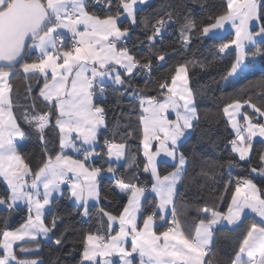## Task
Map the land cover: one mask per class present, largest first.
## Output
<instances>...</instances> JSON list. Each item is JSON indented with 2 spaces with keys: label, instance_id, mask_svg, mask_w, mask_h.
Masks as SVG:
<instances>
[{
  "label": "snow or ice",
  "instance_id": "1",
  "mask_svg": "<svg viewBox=\"0 0 264 264\" xmlns=\"http://www.w3.org/2000/svg\"><path fill=\"white\" fill-rule=\"evenodd\" d=\"M146 2L103 0L104 8L111 11L115 7L117 11L115 15L101 18L88 11L87 0H0V177L10 193L6 198H0V205L6 204L11 210L18 201H24L29 213L27 220L15 231L5 227L0 233V249L3 250L0 264H13V261L16 264H38L36 260L18 261L13 244L26 237L35 240L37 235H47L56 227L55 219L51 227H47L42 217L45 207L53 199V193L59 192L63 183L70 184L71 196L79 202L84 217L89 215V200L98 201L101 198L98 178H103V169L85 166L89 158H99L101 155L95 151L97 135L101 127L106 126L105 108L94 103V95L97 92L103 94L108 83L119 89L124 88L126 78L130 80L137 75L151 77L162 66L160 62H166L170 55L160 52L154 64L150 55L138 59L127 46L131 39L130 30L137 24V5ZM96 4L100 6L101 0H96ZM122 18L129 22L127 27H121ZM172 19L171 12L156 19L151 26V34L139 43H147L151 53L158 41L163 43L164 32L171 26ZM207 19V24L198 27L190 15H185L180 30L181 44L185 48L190 45L193 31L214 38L217 30L230 22L235 29V39L222 43L219 52L227 54L226 50L235 45L236 55L227 72L228 76L239 74L243 71L246 46L250 43L255 45V37H264V0H227L223 13L209 15ZM142 22L148 24L146 18ZM255 27L259 28L258 32L251 30ZM69 33L72 43L66 47L63 37ZM120 44L123 46L118 47ZM33 49L38 50V59L31 63H20ZM257 54H260L259 48L253 53ZM18 64L26 74L43 75L44 84L38 98L51 105L48 112H25L23 123L29 126L28 130L21 127L13 112L9 95L11 85L7 82L11 69ZM171 71L170 76H164L158 82L159 99L136 92L129 94L141 109L139 122L142 125L143 156L146 158L144 172L151 173V192L159 199L157 211L145 216L142 199L146 201L147 189L126 183L123 177L117 178L115 187L128 194L127 203L119 215H112L102 208L99 210L102 216L108 217L109 234L87 233L79 264H114L113 256L119 257L118 264H134L137 256L139 264H205V257L214 241L215 226L222 222L236 224L246 212L259 217L260 225L253 223L250 226L229 264H264V193L251 180L237 181L226 213L207 207L199 209L205 218L195 224L194 232L186 233L178 219V184L182 183L186 172V157L178 149L181 138L194 128L198 116L195 94L189 86L187 63L178 64ZM260 86L264 87V79ZM243 104H248L260 117H264V109L252 103L251 99L243 103L233 100L223 108L236 134V138L230 141L232 152L238 154L239 160L246 161L250 160L254 138L264 137V123H254L253 117L247 113L243 114V123H240L237 114ZM31 107L35 113V104ZM170 110L175 113V119L168 118ZM53 115L56 117L54 122ZM49 127L58 130L60 152L54 160L48 157L34 173L29 185L26 177L31 169L17 150L16 138H24L34 130L46 145L44 132ZM127 135L131 136L132 133ZM77 141L80 142L79 146ZM153 141L157 142L155 151L151 150ZM104 146L108 158L121 160L126 157V141L105 140ZM65 149L83 153L84 159L76 160L64 155ZM161 153L179 160L175 170L164 176L157 169V157ZM128 160L131 168L135 165L136 156L132 155ZM259 160L264 164V153ZM116 171L112 167L107 169L113 175ZM251 171L256 172V169ZM169 206L172 214L170 222L163 215ZM138 216L142 218L143 227L138 224ZM156 216L169 223L165 231L157 233L154 230ZM116 221L119 230L112 235L111 232L115 230L113 222ZM128 237L131 238L130 250L125 247ZM55 243L59 245L61 240L57 239Z\"/></svg>",
  "mask_w": 264,
  "mask_h": 264
},
{
  "label": "trees",
  "instance_id": "2",
  "mask_svg": "<svg viewBox=\"0 0 264 264\" xmlns=\"http://www.w3.org/2000/svg\"><path fill=\"white\" fill-rule=\"evenodd\" d=\"M226 3L227 0H147L137 8V24L130 30L131 39L127 42V46L138 59L150 55L154 64L157 63L156 55L160 52L169 53V58L166 62H160L162 66L151 77L137 75L130 80L126 78L124 88L119 89L115 85L105 86L106 90L98 101V104L105 108L106 125L98 132V143L101 144L104 140L126 141L128 148L126 157L121 163H116L107 158V149L99 146L97 153L101 155L99 158H94L93 166L102 168L103 171L112 167L117 170L115 178L123 177L126 183L145 185L149 188L153 181L149 173L144 172L146 161L142 156V128L139 122L141 109L129 94L136 92L159 99L157 85L160 79L170 76L171 70L178 64L187 63L189 86L195 94L198 121L194 122V128L188 132L178 149L186 157V172L182 183L178 186L176 210L186 233L194 232L195 224L205 218L199 209L204 207L218 211L227 209L236 187V180L251 179L260 189L264 188V175L261 174L263 164L259 160V156L264 153V143L256 140L250 153V160H239V157L232 152L230 141L234 139V134L223 113L224 106L233 100H240L243 103L251 99L252 103L264 109V87L260 86L264 79V39L249 47L246 52L249 57L258 56L260 67L236 80L229 79L227 72L235 58V50H227V54L219 52V46L231 40V33L223 37L209 38L193 31L187 48L180 42V30L185 15H190L197 26L202 27L209 22L207 19L209 15L223 13ZM87 4L88 11L100 17L115 15L117 11L112 7L111 11L105 12L93 8L88 1ZM166 12L172 13L171 26L164 32L163 43L158 41L156 49L150 53L147 43L140 44L139 41L145 40L146 35L151 34L152 24ZM144 18L148 20L147 25L142 22ZM128 23L127 19H123L121 27H127ZM257 48L260 49V54L253 55ZM36 59L38 55L29 52L25 60L20 63H30ZM9 84L13 112L21 127L28 130L29 126L23 123L25 112L36 114L48 112L51 108L50 104H45L41 98H38L44 78L41 74H25L18 64L11 69ZM127 87L128 90L124 92ZM122 92L125 94L121 95ZM33 103L35 113L31 107ZM246 105L243 112L253 117V121L263 123L264 117L257 116L254 110ZM55 118L53 115V122ZM129 132L132 133L131 136L127 135ZM44 136L46 145L34 130L24 137L22 144L17 145L19 154L31 169L27 177L30 181L34 179V173L48 157L53 158L60 151L57 129L47 128ZM132 155L136 156V162L130 168L128 157ZM253 168L256 172L251 171ZM157 169L163 176L173 171L174 166L161 161ZM102 177L99 178L101 198L98 204L89 207L88 218L81 215L82 207L71 202L66 195L56 198L44 217V224L47 227H51L53 219L56 221V227L52 229L50 238L16 245L14 253L17 258H31L37 260L38 264H79L85 235L89 232L102 235L109 231L107 216H102L99 210L102 208L112 215H119L127 202L128 194L120 192L115 187V178L107 175ZM8 194L7 185L0 179V198H6ZM146 197L142 205L145 216L154 213L156 209V199L150 194ZM24 216L22 209L16 212L0 208V233L5 227L9 229L17 225ZM253 223L259 222L254 216L247 215L236 226L215 227L214 241L211 251L205 257V264L209 262L229 264ZM138 224H142L141 217ZM161 228L162 225L156 227L157 231ZM57 239L61 240V244L55 243ZM22 249H27L28 253H24Z\"/></svg>",
  "mask_w": 264,
  "mask_h": 264
},
{
  "label": "crops",
  "instance_id": "3",
  "mask_svg": "<svg viewBox=\"0 0 264 264\" xmlns=\"http://www.w3.org/2000/svg\"><path fill=\"white\" fill-rule=\"evenodd\" d=\"M142 4H138L137 5V8H139L140 6H141ZM92 14V13H91ZM101 18H104V17H101ZM124 18H122V20H123ZM134 27V26H133ZM81 30H82V28H81ZM253 32H258L259 31V28L258 27H256V28H252L251 29ZM227 33H231L232 34V38H231V40H233V39H235V29L231 26V23L230 22H228V23H226L225 24V27L224 28H222V29H219V30H217V34H216V36H218V37H223V36H225ZM68 35H70L71 36V34L69 33ZM264 39V37H260V36H257V37H255V40H256V43L258 42V41H261V40H263ZM255 43V44H256ZM67 46H69L68 44H66V47ZM123 46V44H120V45H118V47H122ZM251 46H254L253 44H248L247 46H246V48H245V52H247V49L249 48V47H251ZM230 49H234L235 50V45H231L230 46ZM227 51V50H226ZM29 52L30 53H33V54H36V55H38V57H39V52H38V50H29ZM235 55H236V51H235ZM31 63V62H30ZM243 71H240L239 72V74H236V75H233V76H228V78L229 79H238V78H240V77H242V76H245V75H248V74H250V73H252L253 71H255L256 69H258V67H260V61H259V59H258V56H250L249 57V55H247V53H246V56H245V59H244V63H243ZM5 70L6 71H8L9 69H7V68H5ZM23 70V69H22ZM24 72V71H23ZM26 74V73H25ZM10 75H11V71H10ZM42 75V74H41ZM43 76V75H42ZM9 78H10V76L8 77V83H9ZM51 79V77L49 76V80ZM107 85H112V84H110V83H108ZM247 105L246 104H243V107L241 108V110H240V113H238L237 114V120L240 122V123H243V114H244V112H243V108L244 107H246ZM258 116V115H257ZM260 117V116H259ZM168 118L169 119H175V113L174 112H171V110H170V112H169V115H168ZM226 118H227V120H228V117L226 116ZM195 122V121H194ZM228 122H229V120H228ZM254 123H255V121H253ZM263 122H264V119H263ZM229 125H230V127H231V129H232V131H233V134H234V139L236 138V134H235V130L232 128V126H231V123L229 122ZM104 126H102L101 128H103ZM141 128H142V125H141ZM190 131V130H189ZM188 133H186V135H187ZM73 136H75V133H73ZM186 137V136H185ZM185 137H183V138H181V142L185 139ZM17 139V145H20V144H22L23 142H24V138H20V137H17L16 138ZM256 140H261V141H264V137H255L254 138V142L256 141ZM79 141H77V144H78V146H79ZM97 143V145H98V141L96 142ZM153 143V147H152V151H155V146H156V141H153L152 142ZM96 148H97V146H96ZM96 148H95V150H96ZM231 148H232V145H231ZM60 152V151H59ZM96 152H97V150H96ZM179 152V151H178ZM64 155H67V156H70V157H72V159H76V160H82L80 157H78L77 155H76V152H74L72 149H65L64 150ZM237 156H238V154H236ZM142 156H143V145H142ZM239 157V156H238ZM108 158V157H107ZM143 158L145 159V161H146V158L143 156ZM53 160L55 159V157H53L52 158ZM110 161H114V162H116V163H121L122 162V160H123V158L121 159V160H116V158L115 157H112V158H108ZM161 161H165V162H167V163H169V164H171V165H173L174 166V170H175V166L179 163V160L178 159H176V160H173L171 157H168V156H166V155H164L163 153H161V155L159 156V157H157V167H158V164L161 162ZM186 165V164H185ZM85 166L86 167H88V168H92L90 165H88L86 162H85ZM173 170V171H174ZM107 174H109V175H113L112 173H109V172H107V171H105ZM172 172V171H171ZM149 173V175L151 176V173L150 172H148ZM170 173V172H169ZM168 174V173H167ZM167 174H165V175H167ZM102 175V174H101ZM164 176V175H163ZM28 177V176H27ZM26 177V179H27V181H28V184L30 185L31 184V182H32V180L30 181V180H28V178ZM152 178V177H151ZM0 179H2V177H0ZM99 179V178H98ZM3 180V179H2ZM246 180H251V179H246ZM153 181V180H152ZM252 181V180H251ZM253 183H255L254 181H252ZM6 184V183H5ZM256 184V183H255ZM7 185V184H6ZM257 185V184H256ZM178 186H179V184H178ZM258 187V186H257ZM259 188V187H258ZM235 191V190H234ZM261 191H262V193H264V188L263 189H261ZM40 192L42 193L43 192V187H42V185H41V187H40ZM10 194V193H9ZM8 194V195H9ZM147 194H150L152 197H154L155 199H156V205L159 203V199H158V197L155 195V193H152L151 192V186L147 189V191H146V193H145V195H147ZM63 195H66L67 197H68V199L71 201V202H73V203H75V204H78L79 205V202H77L72 196H71V186H70V184H68V185H64V183L61 185V187H60V191L59 192H54L53 193V199L51 200V203H50V205H48V206H46L45 207V210H44V214H43V217H42V219H43V222H44V217H45V213L50 209V207H51V205H52V202L56 199V198H59V197H61V196H63ZM100 200V199H99ZM99 200L97 201V200H89V202H88V204H89V207L91 206V205H94V204H98L99 203ZM143 202H144V200L142 199V205H143ZM230 202H231V200H230ZM127 203V202H126ZM0 208L1 209H8L7 208V205L6 204H4V205H0ZM156 208V207H155ZM20 209H22L23 211H24V213H25V216H24V218L17 224V225H15V226H13V227H11V228H9L8 230L9 231H15L17 228H19L20 227V225L21 224H23L26 220H27V218H28V215H29V213H28V209H27V204L24 202V201H18L17 202V205L16 206H14V208L13 209H11V210H13V211H18V210H20ZM143 210V209H142ZM82 211H83V209H82ZM123 211V210H122ZM157 211V208L155 209V212ZM170 211H171V206H169V208L167 209V210H165V212L163 213V215H164V217H165V220L166 221H171L172 220V214L170 213ZM221 212H227V209L225 210V211H221ZM34 212H33V216H34ZM247 215H252V216H254L255 218H256V220L259 222V223H256V224H258V225H260V218L259 217H257L255 214H253V213H251V212H246V214L243 216V217H245V216H247ZM242 217V218H243ZM85 218H88V216L87 217H85ZM107 219H108V217H107ZM138 220H139V216H138ZM165 220H160L159 219V216H156L155 218H154V230L157 232V233H159V232H162V231H165L170 225H169V223H166L165 222ZM242 220V219H241ZM240 221H238L236 224H233V225H229V224H227L226 222H222L221 224H219V225H217V226H215V227H219V226H228V227H233V226H236L238 223H239ZM157 225H162L163 226V228H161V230L160 231H157V229H156V227H157ZM46 226V225H45ZM113 227H114V231H112L111 232V234L112 235H115V231H118L119 230V227H118V221H116V222H113ZM140 227H143V224H141L140 225ZM109 230V229H108ZM50 236H51V231L47 234V235H37V237H36V239L35 240H32V239H30V238H28V237H26L23 241H15L14 242V244H13V251H14V247L16 246V245H18V244H20V243H22V242H33V241H37V240H47V239H49L50 238ZM1 239H2V236H1ZM125 247L126 248H128L129 250L131 249V238L130 237H128L127 238V242H126V244H125ZM0 251H1V254L3 253V250L2 249H0ZM24 251V250H23ZM24 253H28V250L27 251H24ZM135 255V254H134ZM17 257V256H16ZM98 259H100V258H98ZM111 259L113 260V262H114V264H118V261H119V257L118 256H113V257H111ZM17 260L19 261V260H33V259H31V258H17ZM37 261V260H36ZM13 264H16V262L15 261H13ZM85 264H93V262H85ZM134 264H139V258H138V256H137V259H136V261L134 262Z\"/></svg>",
  "mask_w": 264,
  "mask_h": 264
},
{
  "label": "built area",
  "instance_id": "4",
  "mask_svg": "<svg viewBox=\"0 0 264 264\" xmlns=\"http://www.w3.org/2000/svg\"><path fill=\"white\" fill-rule=\"evenodd\" d=\"M88 1V3L90 4V6H92L93 8H96V9H99V10H102V11H105V12H108V9H106V8H104L103 7V0H101V5L100 6H97V4H96V0H87ZM63 39L65 40V42H66V44H68L69 46H71V43H72V40H71V36L70 35H66V36H64L63 37ZM105 86H107V84H105ZM126 90H128V87H127V89ZM125 92V91H124ZM132 93V92H131ZM130 93V94H131ZM101 93H99V92H97L95 95H94V103H96V104H98V101L101 99V98H98V97H101ZM99 105V104H98ZM264 123V122H263ZM108 141H111V140H108ZM105 145V140L101 143V144H99L98 143V145H97V148H96V150L98 149V147L100 146L101 148H103V149H106V147L104 146ZM231 145V144H230ZM95 150V151H96ZM76 155L78 156V157H80L81 159H84V157H83V153H76ZM93 160H94V158H89L87 161H86V163L88 164V165H90L91 167H94L93 166ZM102 175H107V176H109V177H111V178H115V176L116 175H109V174H107L105 171H102V173H101ZM117 178H115V180H116ZM238 180H246V179H243V178H240V179H238ZM238 180H236V183H237V181ZM69 183L68 182H65L64 183V185H68ZM143 187H145L146 189H148L147 188V186H143ZM170 213H171V211H170ZM109 234V231L107 232V233H104V234H102L103 236H107Z\"/></svg>",
  "mask_w": 264,
  "mask_h": 264
},
{
  "label": "rangeland",
  "instance_id": "5",
  "mask_svg": "<svg viewBox=\"0 0 264 264\" xmlns=\"http://www.w3.org/2000/svg\"><path fill=\"white\" fill-rule=\"evenodd\" d=\"M264 173V164H263V167H262V170H261V174ZM264 175V174H262Z\"/></svg>",
  "mask_w": 264,
  "mask_h": 264
}]
</instances>
